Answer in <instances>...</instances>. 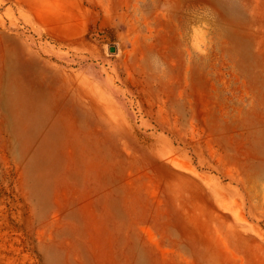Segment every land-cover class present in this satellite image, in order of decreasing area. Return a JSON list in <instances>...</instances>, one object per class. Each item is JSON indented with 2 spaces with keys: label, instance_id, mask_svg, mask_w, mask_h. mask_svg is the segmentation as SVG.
<instances>
[{
  "label": "rangeland",
  "instance_id": "obj_1",
  "mask_svg": "<svg viewBox=\"0 0 264 264\" xmlns=\"http://www.w3.org/2000/svg\"><path fill=\"white\" fill-rule=\"evenodd\" d=\"M0 264H264V0H0Z\"/></svg>",
  "mask_w": 264,
  "mask_h": 264
},
{
  "label": "water",
  "instance_id": "obj_2",
  "mask_svg": "<svg viewBox=\"0 0 264 264\" xmlns=\"http://www.w3.org/2000/svg\"><path fill=\"white\" fill-rule=\"evenodd\" d=\"M109 50H110V51H114V50H115V46H114V45H110V46H109Z\"/></svg>",
  "mask_w": 264,
  "mask_h": 264
}]
</instances>
